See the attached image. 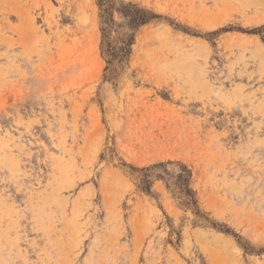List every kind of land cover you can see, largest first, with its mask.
Segmentation results:
<instances>
[{
    "label": "rangeland",
    "instance_id": "obj_1",
    "mask_svg": "<svg viewBox=\"0 0 264 264\" xmlns=\"http://www.w3.org/2000/svg\"><path fill=\"white\" fill-rule=\"evenodd\" d=\"M123 1L110 75L96 0H0V264H264V0Z\"/></svg>",
    "mask_w": 264,
    "mask_h": 264
},
{
    "label": "trees",
    "instance_id": "obj_2",
    "mask_svg": "<svg viewBox=\"0 0 264 264\" xmlns=\"http://www.w3.org/2000/svg\"><path fill=\"white\" fill-rule=\"evenodd\" d=\"M96 2L100 10L101 55L106 62L105 71L113 75L129 63L140 29L153 23L160 16L138 4L124 3L123 0H96ZM172 164L174 162L161 163L146 169L133 167L134 172L143 174L138 185L140 191L152 195L155 179L164 181L166 187L171 190L172 186L165 180V175L153 172ZM176 165L180 168V172L176 177L177 182L173 184L176 187L172 192L181 200L182 206L194 208L200 215L196 193L191 188L192 171L186 165L180 163Z\"/></svg>",
    "mask_w": 264,
    "mask_h": 264
}]
</instances>
